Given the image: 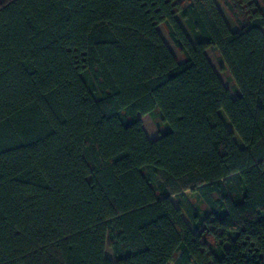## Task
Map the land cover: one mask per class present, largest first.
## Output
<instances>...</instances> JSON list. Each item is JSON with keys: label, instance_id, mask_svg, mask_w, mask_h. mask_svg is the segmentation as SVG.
<instances>
[{"label": "trees", "instance_id": "1", "mask_svg": "<svg viewBox=\"0 0 264 264\" xmlns=\"http://www.w3.org/2000/svg\"><path fill=\"white\" fill-rule=\"evenodd\" d=\"M223 2L0 0V264H264V0Z\"/></svg>", "mask_w": 264, "mask_h": 264}, {"label": "rangeland", "instance_id": "2", "mask_svg": "<svg viewBox=\"0 0 264 264\" xmlns=\"http://www.w3.org/2000/svg\"><path fill=\"white\" fill-rule=\"evenodd\" d=\"M177 1L182 5L183 8L188 6V0H177ZM215 2L217 4L218 8L220 9V12H221L222 16L224 17L225 21L229 25V27L232 30H235L237 28V24L235 22L234 17L231 14V12L225 6V3L223 2V0H215ZM259 3H260V6H262V4H263L262 0H259ZM177 19L179 20V22L183 26L186 33L189 35L190 39L194 42L195 39H194V36H193L191 30L187 27V25L185 24V21L181 18V16L179 14L177 15ZM158 31H159L161 37L163 38V40L165 41V43L167 44V46L169 47V49L171 50V52L173 53V55L175 56V58L178 61H181L182 57H181L180 53L178 52V50L176 49V47L171 42V40H170L168 34L166 33L165 29L162 26H159ZM263 32H264V30H263ZM206 56H207L209 62L211 63L212 67L214 68V70L217 72L219 78L221 79V81L225 85V87H227L231 91L232 95H234L233 85H232L227 73L223 70V66L220 63L217 54L214 51L209 49L206 51ZM155 113H158V112L155 111ZM221 116H222L226 126L231 129L230 124L227 121V118L225 117V115L223 113H221ZM142 122L144 125L145 132L150 137H154L156 135V133L161 130L158 126L159 120H158L157 116H155V115L151 116V117L150 116L143 117ZM236 140L238 141L237 138H236ZM187 197L190 200V202L194 205V207L198 210V212L200 214H206L207 208L204 205V203L201 201V199L199 198L197 193H187ZM173 203L175 205H177V202L174 199H173ZM182 216L185 219V221L192 227V224L189 221V219L187 218L186 214L182 213ZM106 254H107L108 258L112 259V253H111L109 248L106 250Z\"/></svg>", "mask_w": 264, "mask_h": 264}, {"label": "crops", "instance_id": "3", "mask_svg": "<svg viewBox=\"0 0 264 264\" xmlns=\"http://www.w3.org/2000/svg\"><path fill=\"white\" fill-rule=\"evenodd\" d=\"M146 133V132H145ZM146 135H147V137L150 139V140H154V139H156L157 138V136H158V132L156 133V135L154 136V137H150V136H148V134L146 133Z\"/></svg>", "mask_w": 264, "mask_h": 264}]
</instances>
